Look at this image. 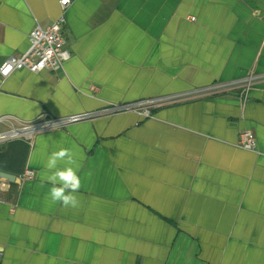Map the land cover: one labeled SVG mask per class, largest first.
Returning a JSON list of instances; mask_svg holds the SVG:
<instances>
[{"label":"crops","instance_id":"crops-1","mask_svg":"<svg viewBox=\"0 0 264 264\" xmlns=\"http://www.w3.org/2000/svg\"><path fill=\"white\" fill-rule=\"evenodd\" d=\"M61 13L58 0H0V65ZM64 18L63 71L0 77L15 125L254 80L246 98L190 96L13 141L35 176L0 193V264H264V0H72ZM242 130L254 150L236 145ZM62 147L77 209L46 200L44 162Z\"/></svg>","mask_w":264,"mask_h":264},{"label":"built area","instance_id":"built-area-1","mask_svg":"<svg viewBox=\"0 0 264 264\" xmlns=\"http://www.w3.org/2000/svg\"><path fill=\"white\" fill-rule=\"evenodd\" d=\"M72 0H58L62 13L50 25L42 27L35 25L29 33V46L27 50L19 56H11L5 59L0 65V77L6 78L16 70L25 69L32 73H39L43 70L54 72L63 71L64 63L70 58V52L66 46V39L63 35V23L65 21L64 12L71 4ZM194 20V17L190 18ZM254 80L250 75L242 80L215 83L208 87L196 89L185 95L178 96H158L150 99L122 104H108L97 111H85L68 115L63 118L43 117L42 119L20 123L15 125L13 117L0 116V144L32 138L35 130L43 131L54 128H61L70 123L83 120H90L100 116H111L122 112H136L143 116H150L152 109L166 103L179 101L185 97L218 94L226 91L239 90V95L243 98L247 96V90ZM89 90L94 93L97 86L90 85ZM6 125V129L1 126ZM236 145L242 149L254 150L256 148V138L252 131L242 130L238 134ZM1 173V171H0ZM34 171L25 168L22 173L16 175L19 183L29 181L34 178ZM12 183L0 174V193H8Z\"/></svg>","mask_w":264,"mask_h":264},{"label":"clouds","instance_id":"clouds-1","mask_svg":"<svg viewBox=\"0 0 264 264\" xmlns=\"http://www.w3.org/2000/svg\"><path fill=\"white\" fill-rule=\"evenodd\" d=\"M74 165L76 161L67 148L62 147L47 156L44 162L47 174L43 176V180L51 185L46 196V200L51 204H60L64 208L71 209L80 206L78 193L82 187V179L79 175V167Z\"/></svg>","mask_w":264,"mask_h":264},{"label":"trees","instance_id":"trees-1","mask_svg":"<svg viewBox=\"0 0 264 264\" xmlns=\"http://www.w3.org/2000/svg\"><path fill=\"white\" fill-rule=\"evenodd\" d=\"M15 146L17 145L16 143H13V141L0 146V171L9 172L15 175L20 174L19 170L21 169L20 166L23 162V158L21 157V159H19L20 157H17L19 155V150L16 152L13 150L10 151V149Z\"/></svg>","mask_w":264,"mask_h":264},{"label":"water","instance_id":"water-1","mask_svg":"<svg viewBox=\"0 0 264 264\" xmlns=\"http://www.w3.org/2000/svg\"><path fill=\"white\" fill-rule=\"evenodd\" d=\"M36 131H39V130H35V132ZM0 174L2 177L6 178L11 183H19V179L16 177L15 174L4 172V171H1Z\"/></svg>","mask_w":264,"mask_h":264}]
</instances>
